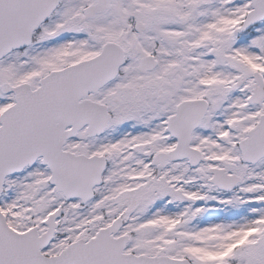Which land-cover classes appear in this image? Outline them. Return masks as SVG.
I'll list each match as a JSON object with an SVG mask.
<instances>
[{
    "label": "snow or ice",
    "instance_id": "obj_1",
    "mask_svg": "<svg viewBox=\"0 0 264 264\" xmlns=\"http://www.w3.org/2000/svg\"><path fill=\"white\" fill-rule=\"evenodd\" d=\"M0 264H264V0H0Z\"/></svg>",
    "mask_w": 264,
    "mask_h": 264
}]
</instances>
